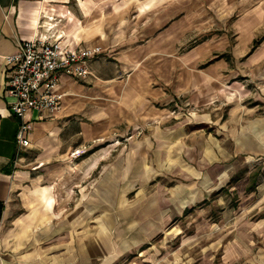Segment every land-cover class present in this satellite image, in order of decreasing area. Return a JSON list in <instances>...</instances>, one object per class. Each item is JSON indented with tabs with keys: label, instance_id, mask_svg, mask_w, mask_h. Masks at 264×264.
I'll return each instance as SVG.
<instances>
[{
	"label": "crops",
	"instance_id": "obj_1",
	"mask_svg": "<svg viewBox=\"0 0 264 264\" xmlns=\"http://www.w3.org/2000/svg\"><path fill=\"white\" fill-rule=\"evenodd\" d=\"M208 1L0 0V264H118L162 233L170 220L201 196L229 183L231 172L225 167L229 152L253 156L264 152V87L247 100L253 105L260 99L262 110L255 104L245 111L233 109L230 118H223L219 86L240 88L225 74L230 63L222 59L202 70L193 67L222 53V42L202 41L177 54L178 42L197 28L200 19L190 7ZM216 2L224 3L211 0ZM225 2L229 5L233 0ZM217 16L219 22L227 18L225 13ZM258 23L254 13L237 18L230 28L236 37L230 53L235 59L248 57L247 62L233 64L242 65L246 77L264 84V61H257L264 60ZM62 31L76 47L102 46V57L92 61L87 79L61 78L56 93L62 106L57 115L45 117L34 110L24 118L14 115L10 111L14 100L6 92L11 75L7 57L18 53L21 43ZM257 40L261 42L254 48ZM181 95H192L197 109L204 111L187 116L181 125L165 127L166 112L156 106L175 102ZM24 123L32 129L19 144ZM128 123L148 127L130 132L125 157L90 183L92 193H82L73 201L64 190L71 182L60 181L67 166L91 175L106 163L112 149L101 147L100 140L116 125ZM208 125L218 127L206 132ZM136 133L143 140L136 141ZM183 147L191 154L202 151L206 160L201 164L211 166L203 189L194 182L189 195L177 192L169 198L159 183V189L149 193L147 185L160 180L162 169L183 166ZM83 148L86 154L71 160L72 165L56 164ZM247 179L238 193L257 194L264 188L255 185L253 176L250 187L255 189L247 191ZM131 192L139 193L137 199L126 203ZM245 226L240 242L256 237L260 242L249 264H264V218L256 226Z\"/></svg>",
	"mask_w": 264,
	"mask_h": 264
},
{
	"label": "rangeland",
	"instance_id": "obj_2",
	"mask_svg": "<svg viewBox=\"0 0 264 264\" xmlns=\"http://www.w3.org/2000/svg\"><path fill=\"white\" fill-rule=\"evenodd\" d=\"M225 1L222 0L224 3L220 4H217V2L212 4L209 0L204 5L196 3V5L190 7V9L198 12L200 19L197 28L191 30L186 38L178 42L177 54L182 55V53L202 41H209L212 44L215 43L214 41L222 42V53L214 54L201 65H193V67L196 66L197 69L202 70L206 67V64L222 59L230 63L225 74H229L227 77L230 82L236 80L235 82L240 88L236 90L228 88L224 84L219 86L223 90L220 96L219 105L221 109L219 110L222 112L221 117L228 119L231 117L230 113L233 109L234 111L239 109L245 111L248 107L255 106V104L260 106V110L263 109L260 99L255 100L253 105L250 101H247L253 94H260V87H264V84L255 81V78L246 77L248 73L245 72L246 68L242 65L236 66L233 64L247 62L248 57L232 58L230 47L235 44L236 37L230 28L237 18L245 12L254 13V17H257L259 21L256 28V32L259 34L258 38L264 37V0H233V3L229 5ZM227 7L231 11H226ZM223 13L227 15V18L219 22L217 14L221 16ZM260 16H263V18L260 19ZM160 83L163 84L161 79ZM230 85L232 84L230 83ZM230 85L229 87H231ZM244 91L247 93H244ZM170 92L173 93V91H168L169 94ZM215 94H217V91ZM156 107L166 112L165 118L168 117L169 122L165 124V127H176L178 123L181 125V122H184L187 116L192 117L204 111L197 109L192 101V95H181L172 103L159 102ZM176 116L179 119L170 120V117ZM146 127L148 125L140 126L137 123H128L125 126L119 124L113 127L107 138L100 140L101 147L106 149L112 147L110 152H107L109 154L106 157V163L103 162L104 164L87 177L84 174H78L73 168L67 166L66 175L60 176V181L64 178L65 181L71 182V186L64 189L65 193H71L69 197L72 200L79 199L82 193H92L94 189H92L90 183L104 177L107 169H109L108 167L113 162L120 163L119 160L125 157L124 153L128 150L131 141L130 132L143 131ZM216 127L218 126L208 125V127H205V131H213ZM136 135V141L143 140L139 138L142 134L136 133ZM86 150L87 148H83L74 151L70 154V158H66L65 161H57L56 164L72 165L71 160L81 159L86 154ZM229 153V158L226 157L229 165L228 163L225 164L226 169L231 172L229 183L225 184L222 190L216 189L210 194L201 196L193 207L187 208L184 213L173 218L174 220H170L162 233L147 241L135 253L125 257L118 264H249L253 253L259 249L260 242L257 241V237L251 241L245 238L240 242L244 238V236L242 237L241 228L242 226H244L243 229L248 228L245 225L256 226L258 220L264 218V188L259 190L257 194L245 191L238 193L239 190L236 189L245 186L243 182L247 177L249 182L246 190L255 189L250 187L252 186L250 184L253 183V176L257 178L255 185L264 186V180H258L259 174L264 176V152L256 156ZM181 155L183 166L162 169L163 174L160 176V180H155L147 185L149 193L157 191L159 183L169 198L174 197L177 192H184V196L189 195L194 182L200 186V189H203L202 185L206 184V174L211 169L210 165L201 164L206 160L205 154L202 151L194 150L191 154L187 147H183ZM73 181L76 184H73ZM82 183H86L83 189H81ZM78 184L81 186H78ZM138 194L131 192L126 196L125 202H133L137 199ZM235 240H239V243L236 244Z\"/></svg>",
	"mask_w": 264,
	"mask_h": 264
},
{
	"label": "built area",
	"instance_id": "obj_3",
	"mask_svg": "<svg viewBox=\"0 0 264 264\" xmlns=\"http://www.w3.org/2000/svg\"><path fill=\"white\" fill-rule=\"evenodd\" d=\"M19 48L18 53L6 59L11 66L6 92L14 100L10 111L22 118L32 110L45 117L57 115L62 106L56 93L61 78L66 75L87 79L92 61L104 53L99 45L74 46L63 31L60 35L36 36ZM21 128L19 144H23L26 133L32 129L29 123Z\"/></svg>",
	"mask_w": 264,
	"mask_h": 264
},
{
	"label": "bare ground",
	"instance_id": "obj_4",
	"mask_svg": "<svg viewBox=\"0 0 264 264\" xmlns=\"http://www.w3.org/2000/svg\"><path fill=\"white\" fill-rule=\"evenodd\" d=\"M133 159H134V158H133ZM133 159H132V160H133ZM131 163H132V162H131ZM138 163H139V161H138ZM132 164H133V166H135L134 161H133ZM136 164H137V163H136ZM131 168H134V167H131ZM135 169H137V168L135 167ZM135 169H134V171H135ZM134 171L132 170V172H134ZM136 171H137V170H136ZM129 172H130V170H129ZM132 172H131V173H132ZM131 173H129V175H130ZM133 174H138V173H133ZM127 175H128V174H127ZM129 175H128V176H129ZM130 176H131V175H130ZM135 176H136V175H135ZM135 176H133V178H134ZM129 178H130V177H129ZM131 178H132V176H131ZM127 179H128V178H127ZM133 180H134V179H133ZM124 182H125V181H124ZM130 182L132 183L133 181H130ZM130 182H128V183H130ZM131 183H130V184H131ZM127 187H128V186H127ZM127 187H126V188H127ZM123 188H124V187H123ZM126 188H124V189H126ZM129 188H130V186H129ZM127 191H128V190H127ZM126 194H127V193H126ZM123 198H124V197H123ZM123 198H122V199H123ZM121 201H122V200H121Z\"/></svg>",
	"mask_w": 264,
	"mask_h": 264
},
{
	"label": "trees",
	"instance_id": "obj_5",
	"mask_svg": "<svg viewBox=\"0 0 264 264\" xmlns=\"http://www.w3.org/2000/svg\"><path fill=\"white\" fill-rule=\"evenodd\" d=\"M260 42H261L260 40H257V41L255 42L254 48H255Z\"/></svg>",
	"mask_w": 264,
	"mask_h": 264
}]
</instances>
